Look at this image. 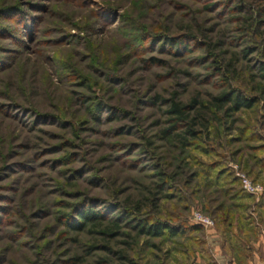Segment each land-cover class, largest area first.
Listing matches in <instances>:
<instances>
[{"label": "rangeland", "instance_id": "374dc122", "mask_svg": "<svg viewBox=\"0 0 264 264\" xmlns=\"http://www.w3.org/2000/svg\"><path fill=\"white\" fill-rule=\"evenodd\" d=\"M263 63L264 0H0V264H168L191 241L138 223L260 226L262 99L183 148L162 132L172 101L259 98Z\"/></svg>", "mask_w": 264, "mask_h": 264}, {"label": "trees", "instance_id": "16d2710c", "mask_svg": "<svg viewBox=\"0 0 264 264\" xmlns=\"http://www.w3.org/2000/svg\"><path fill=\"white\" fill-rule=\"evenodd\" d=\"M246 52L247 51H244L243 53L246 54ZM225 68L229 71L232 69V64L228 62ZM260 72L263 84L259 89V98H249L240 94L238 91L228 90L218 96L212 97L209 105L198 104L195 101L190 105H184L180 102L172 101L166 112L170 117L171 126L162 132L163 137L166 140L177 141L181 148L186 147L190 141L197 138L199 132H197L195 128L198 127V125L201 126L204 131H207L211 121L203 114L204 111L205 113H209L212 108L215 112H222L226 117H232L233 114L239 113L242 110L252 109L260 99L264 102V63L261 64ZM194 107L200 110L192 116L190 113ZM180 126H185L182 133H178ZM262 162L264 164V160ZM136 209L138 208L136 207ZM229 215L227 219L230 222L229 225H231L233 218ZM67 218L69 221L67 224L69 229L75 232H82L88 225L99 226L103 217L100 212H94L92 209L87 208L78 212L75 219L71 220L69 217ZM112 227L116 228L117 226L113 224ZM136 228L138 229L139 236L154 238H163L167 236L168 238H174L182 235L184 240L191 241V243L195 241V235L200 231L202 232V228L199 226L185 225L173 228L160 223L146 224L144 222L138 223Z\"/></svg>", "mask_w": 264, "mask_h": 264}, {"label": "crops", "instance_id": "0c3cea01", "mask_svg": "<svg viewBox=\"0 0 264 264\" xmlns=\"http://www.w3.org/2000/svg\"><path fill=\"white\" fill-rule=\"evenodd\" d=\"M258 207L260 226L204 230L206 239L184 244L168 264H264V204Z\"/></svg>", "mask_w": 264, "mask_h": 264}, {"label": "built area", "instance_id": "2783aa9c", "mask_svg": "<svg viewBox=\"0 0 264 264\" xmlns=\"http://www.w3.org/2000/svg\"><path fill=\"white\" fill-rule=\"evenodd\" d=\"M239 182L241 184L242 191L245 194L252 195V196H259L263 193V187L260 184L252 182L243 174H237ZM194 221L199 225L203 226L204 228L211 227L213 224L211 220L208 218L203 217L198 213L193 214Z\"/></svg>", "mask_w": 264, "mask_h": 264}]
</instances>
